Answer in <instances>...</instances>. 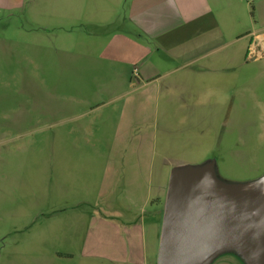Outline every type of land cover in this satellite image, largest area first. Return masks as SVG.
<instances>
[{"label": "rangeland", "instance_id": "374dc122", "mask_svg": "<svg viewBox=\"0 0 264 264\" xmlns=\"http://www.w3.org/2000/svg\"><path fill=\"white\" fill-rule=\"evenodd\" d=\"M25 1L30 2L25 11L16 10L0 20V264H122L86 255L88 248L82 247V241L87 220L81 219L75 233L56 230L55 161L75 160L84 166L90 161H119L110 180L109 200H116L123 182L120 162L138 155L130 145L140 129L134 127L121 136L119 111L103 109L105 114L100 116L102 109H94V101L125 90L133 95L139 92L96 86L95 74L89 70L78 72L63 65L55 50L62 41L57 36L61 28L55 22L43 23L45 0ZM238 6L237 31L264 27V0H239ZM46 46L49 52L43 50ZM233 73L232 83L224 80L214 93L207 92L206 107L217 110L216 117L204 111L206 118H173V140L156 135L157 148L142 151L144 157L159 158L168 170L209 163L225 183L264 176V56L253 62L241 60ZM163 121L167 120L146 123L143 133L161 131ZM107 144L122 146L109 150L103 147ZM86 169L80 168L75 182L94 184L93 197L99 198L101 166L93 167L92 176ZM68 234H74L75 241L67 240Z\"/></svg>", "mask_w": 264, "mask_h": 264}, {"label": "crops", "instance_id": "0c3cea01", "mask_svg": "<svg viewBox=\"0 0 264 264\" xmlns=\"http://www.w3.org/2000/svg\"><path fill=\"white\" fill-rule=\"evenodd\" d=\"M29 5L25 0H0V20ZM238 5L239 0L43 1V23L55 22L61 28L57 36L62 41L55 50L63 65L78 72L89 70L95 74L96 86L139 92L133 95L125 90L94 101V109H102L97 110L100 116L105 114L103 109L119 111L121 136L134 127L140 129L130 145L138 155L120 162L123 182L116 200H109L113 191L110 180L119 161H90L85 166L75 160L55 161L56 230L75 233L81 219L87 220L82 241L87 256L122 264H157L160 203H164L170 170L159 158L148 159L141 152L154 151L160 133L173 140V118H206L204 111L216 117L217 110L205 104L208 90L214 93L224 80L232 83L241 60L253 62L264 56V27L237 31ZM43 50L49 52L50 48ZM157 120H167L161 131L143 133L146 123ZM121 146L103 147L118 150ZM98 166L103 179L97 185L99 198H94V184L75 181L81 167L92 176L93 167ZM68 239L75 241L74 234H68ZM212 264L243 262L233 253H224Z\"/></svg>", "mask_w": 264, "mask_h": 264}, {"label": "water", "instance_id": "95a60500", "mask_svg": "<svg viewBox=\"0 0 264 264\" xmlns=\"http://www.w3.org/2000/svg\"><path fill=\"white\" fill-rule=\"evenodd\" d=\"M233 253L243 264H264V176L220 181L209 163L170 169L157 264H210Z\"/></svg>", "mask_w": 264, "mask_h": 264}]
</instances>
